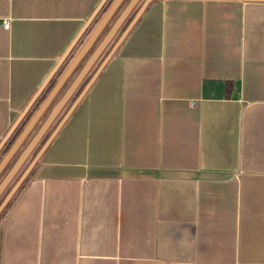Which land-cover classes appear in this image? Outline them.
Segmentation results:
<instances>
[{
  "label": "crops",
  "instance_id": "crops-1",
  "mask_svg": "<svg viewBox=\"0 0 264 264\" xmlns=\"http://www.w3.org/2000/svg\"><path fill=\"white\" fill-rule=\"evenodd\" d=\"M102 1L0 0V147ZM131 22L54 116L0 264H264V0H145Z\"/></svg>",
  "mask_w": 264,
  "mask_h": 264
},
{
  "label": "water",
  "instance_id": "water-1",
  "mask_svg": "<svg viewBox=\"0 0 264 264\" xmlns=\"http://www.w3.org/2000/svg\"><path fill=\"white\" fill-rule=\"evenodd\" d=\"M122 0H113L110 6L107 8L106 12L103 14L102 18L98 21L96 26L93 28L81 48L78 50L77 54L74 56V58L70 61V63L66 66L62 74L59 76L55 84L52 86L50 91L47 93L43 101L40 103L38 108L35 110V112L32 114V116L29 118L21 132L18 134V136L15 138L11 146L8 148V150L5 152V154L0 159V171L4 168L14 151L18 148L19 144L23 140V138L26 136V134L31 130L32 126L38 118L42 115V113L45 111L47 106L52 101L54 95L56 94V91L60 88V86L63 84L65 79L69 76V74L72 72V70L75 68V66L78 64V61L80 58L84 55V53L90 48V46L94 43L96 37L102 30V28L106 25L109 18L117 8V6L120 4ZM137 2V0H129L123 10L120 12V14L115 18L113 24L108 28V30L105 32L103 37L99 40V42L96 44L94 49L92 50L91 54L83 63V65L80 67L79 71L77 72L75 78L72 80V82L67 86L65 91L61 94V96L58 98V100L55 102V104L50 108L45 118L42 120L41 124L37 128L36 132L33 134V136L30 138L29 142L24 146V148L20 151V153L17 155L5 175L0 180V193L5 188L7 183L12 178L13 174L21 164V162L26 158V156L30 153L38 139L42 136V134L45 132L46 128L49 126L51 121L53 120L54 116L58 112V110L61 108V106L67 101L71 93L75 90V88L78 86L80 81L82 80L83 76L86 74L87 70L90 68V66L93 64L96 57L100 54L102 49L105 47V45L109 42V40L112 38L113 34L119 27V25L122 23L124 18L127 16V14L130 12L134 4ZM132 23V22H131ZM114 49V48H113ZM113 50L109 52L108 56ZM106 58V60H107ZM104 60V62L106 61ZM99 66V68L95 71L93 78L100 70L103 63ZM80 97V96H79ZM79 99V98H78ZM65 118V117H64ZM53 134L49 138V140L52 138ZM48 140V141H49ZM47 141V143H48ZM46 144L42 146L38 154L34 157L33 161L29 164L28 168L25 170L22 177L16 182L14 187L11 189L9 195L4 199V201L1 203L0 208L5 203V201L8 199V197L11 195V193L14 191L15 187L18 185L20 180L23 178V176L28 172L32 164L36 161L38 156L40 155L41 151L45 147Z\"/></svg>",
  "mask_w": 264,
  "mask_h": 264
},
{
  "label": "rangeland",
  "instance_id": "rangeland-1",
  "mask_svg": "<svg viewBox=\"0 0 264 264\" xmlns=\"http://www.w3.org/2000/svg\"><path fill=\"white\" fill-rule=\"evenodd\" d=\"M113 0H103L102 4L100 6V8L98 9L97 13L94 15V18L92 20V24L93 28L94 26H96V24L98 23V21L102 18L103 14L106 12V9L108 8V6H110V4L112 3ZM129 0H122L120 2V4L117 6V8L115 9V11L113 12V14L111 15V17L109 18L108 22L106 23V25L102 28V30L100 31V33L98 34V36L96 37V40L94 41V44L92 45L90 51L96 46V44L99 42V40L103 37V35L105 34V32L108 30V28L113 24L115 18L120 14V12L123 10V8L125 7V5L127 4ZM145 0H137V2L134 4V6L132 7V9L130 10V12L128 13V15L125 17V19L123 20V22L119 25V27L117 28V30L115 31L114 36H112V38L110 39V46L106 47L105 51H103V53L100 55V57L92 64V66L90 67L87 77L85 78V80L82 82V84L78 87V89L76 90V92H80L82 90V88L84 87V83L86 81H88L89 77L95 72L96 67L101 63V60L104 58V56L106 55V53L110 50V48L118 42L119 38L121 37V35L123 34V32L127 29V27L129 26V24L131 23V21L133 20V17L137 14V12L139 11V9H141L142 7V3ZM124 6V7H123ZM122 9V10H121ZM89 24V25H90ZM64 66V65H63ZM67 66V65H66ZM81 66V63L77 64L76 67L74 68L73 72L69 75V77L66 79V81L62 84L61 88L59 89V91L56 93V95L53 97L52 101L50 102V104L47 106V108L45 109V111L42 113V115L38 118V120L36 121V123H34V125L32 126L31 130L26 134V136L23 138V140L21 141V143L19 144L18 148L14 151V153L12 154V156L10 157V159L8 160V162L6 163V165L4 166V168L0 171V180L2 179V177L5 175V173L7 172V170L9 169V167L11 166V164L13 163V161L15 160V158L17 157V155L20 153V151L24 148V146L29 142L30 138L33 136V134L36 132L37 128L39 127L40 123L42 122V120L45 118V116L47 115L48 111L50 110L51 106L54 104V102L59 98V96L62 94L63 90L68 86V84L70 83V81L73 79V77L75 76L76 72L78 71L79 67ZM65 68V66H64ZM63 70V69H62ZM62 72V71H61ZM75 93V92H74ZM73 93V94H74ZM78 94L75 93L73 96L70 97V99L67 101L66 104H70L72 102V100H74V98H76ZM65 104V105H66ZM33 102H31L28 107L26 108V112L29 111L30 109H32ZM62 110H64V106L62 107V109L60 110V112L57 114V119H55L54 121H51V123L49 124V126L46 128L45 132L42 134V136L38 139V141L36 142V144L34 145V147L32 148V150L30 151V153L26 156V158L21 162V164L19 165V167L17 168V170L15 171V173L13 174L12 178L10 179V181L7 183V185L5 186V188L2 190V192L0 193V205L1 203L4 201V199L9 195L11 189L14 187V185L16 184V182L22 177V175L24 174L25 170L28 168L29 164L33 161L34 157L38 154V152L40 151V149L42 148V146L44 144H47V141L49 140V138L51 137V135L53 134V128L55 125L57 120L60 118L59 116H61L62 114H60L62 112ZM26 112L24 115H26ZM35 112V110L31 113V115L29 117L32 116V114ZM60 114V115H59ZM28 120V119H27ZM27 123V121H26ZM25 126V125H24ZM23 129V128H22ZM21 132V131H20ZM18 136V135H17ZM7 138V137H6ZM13 143V142H12ZM2 146V145H1ZM11 146V145H10ZM2 147H0V151H1ZM8 150V149H7ZM6 150V151H7ZM5 151V152H6ZM5 152L3 154L0 155V159L2 158V156L5 154ZM9 198V197H8Z\"/></svg>",
  "mask_w": 264,
  "mask_h": 264
},
{
  "label": "trees",
  "instance_id": "trees-1",
  "mask_svg": "<svg viewBox=\"0 0 264 264\" xmlns=\"http://www.w3.org/2000/svg\"><path fill=\"white\" fill-rule=\"evenodd\" d=\"M109 7V6H108ZM107 10V9H106ZM64 68V66H62V69ZM62 71V70H59ZM60 73V72H58ZM59 75V74H58ZM57 75V76H58ZM54 80H52V78L46 83V86H44V88L42 89L41 92H38L36 94V96L33 99V105H32V109H30L29 111L26 112V115L23 116V118L17 122V124L13 127V129L10 131L9 135L7 136V138L4 140V142L2 143V149L0 151V155L3 154L12 144V142L15 140V138L17 137V135L20 133V131L22 130V128L24 127V125L26 124V121L29 120V116L31 115V113L36 110L38 108V106L40 105V103L43 101V99L45 98V96L47 95L48 91L50 90V88L53 86L54 84ZM28 119V120H27ZM31 175V168L28 170V172L23 176V178L20 180V182L18 183V185L15 187L14 191L11 193V195L9 196V198L5 201V203L2 205V207L0 208V218L3 217L4 213L6 212V210L8 209V207L11 205V203L15 200L16 196L19 194V192L24 188V186L26 185V183L28 182V179Z\"/></svg>",
  "mask_w": 264,
  "mask_h": 264
},
{
  "label": "built area",
  "instance_id": "built-area-1",
  "mask_svg": "<svg viewBox=\"0 0 264 264\" xmlns=\"http://www.w3.org/2000/svg\"><path fill=\"white\" fill-rule=\"evenodd\" d=\"M1 27H2L3 29H6V28L8 27V22H7L6 20H3V21L1 22Z\"/></svg>",
  "mask_w": 264,
  "mask_h": 264
}]
</instances>
